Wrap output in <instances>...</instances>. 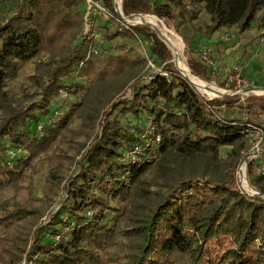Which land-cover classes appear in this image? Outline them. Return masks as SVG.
<instances>
[{
	"label": "trees",
	"instance_id": "obj_1",
	"mask_svg": "<svg viewBox=\"0 0 264 264\" xmlns=\"http://www.w3.org/2000/svg\"><path fill=\"white\" fill-rule=\"evenodd\" d=\"M84 2L19 0L12 13L0 12V156L8 146L25 144L31 150L12 165L0 166V192L32 166L35 154L73 132L70 125L76 117L89 136L79 150L78 173L67 179L61 172L69 153L60 145L64 155L54 159L45 195L51 201L65 187L67 197L52 224H32L24 236L10 238L21 251L16 264H22L25 252L26 264H100L101 257L114 256L110 249L120 236L127 246L125 264H262L264 172H259L257 159L250 160L248 177L262 194L241 187L237 169L250 146L247 120L225 115L221 108L233 106L240 96L210 97L199 90L176 67L172 49L149 24H123L106 35L143 36L167 74L161 70L141 77L146 58L128 52L130 47L105 55L91 51L88 56L91 41L82 34ZM104 2L114 9V0ZM123 10L158 15L187 45L191 40L182 27L194 25L204 10L210 21L195 29L199 42L202 34L210 37L222 27L236 24L245 30L255 19L264 27V0H123ZM32 60L35 87H24L19 96L12 82ZM188 62L199 79H210L211 65L204 58ZM80 64L79 75L89 83L67 82ZM131 81V95L116 99ZM63 89L78 99L51 118L57 106L53 99ZM253 105L264 110L263 100L244 107ZM128 114L146 115L148 130L139 119L125 122L122 117ZM97 123L100 131L92 134ZM138 143L144 147L143 159L125 161L124 151ZM224 147H230L225 155ZM156 165L162 191L142 185L143 176ZM0 204V227L43 214L34 205L10 207L7 198ZM0 264L14 261L1 256Z\"/></svg>",
	"mask_w": 264,
	"mask_h": 264
},
{
	"label": "rangeland",
	"instance_id": "obj_2",
	"mask_svg": "<svg viewBox=\"0 0 264 264\" xmlns=\"http://www.w3.org/2000/svg\"><path fill=\"white\" fill-rule=\"evenodd\" d=\"M16 1L19 0H0V12L10 14L13 12ZM121 2V0H119ZM161 0H154L155 3H159ZM86 3L84 2L82 4V7L85 8ZM154 13H149L147 15H139L142 17H147L152 20L157 21L158 24L165 27L169 32L174 41L179 45L181 48L183 55L185 57V64L187 66V69L192 77L193 82L199 87V85L204 84L199 80V78L193 74L188 59L195 57V58H204L206 63L211 65V68L209 69V75L210 79L207 82H210L208 85H205L199 89L202 90L205 94L213 95L220 93L218 86L224 90H238L236 78L235 77H243L245 80L241 82V88L243 90L250 89L251 86L257 85V86H264V27L260 26L258 21L255 19L250 27L246 29V33L248 34V37L250 39L248 40V43H246L247 48L246 52L251 53L252 57L256 55L254 58V61L252 62H258L260 63V66L258 67L259 70L257 71L253 65H247L246 62L242 61V58L240 57L239 61L234 65L233 63L230 65H226L225 69H219L217 68V65H214L211 62V58L213 55L214 48H212L209 53L207 54L208 57L204 56V50L203 47L210 45V44H201L199 42V34L196 35L195 29H197V26H203L206 22L210 21V14L207 11H202L200 17L198 18L197 22H195L194 25L189 26H183L182 30L188 34L189 39L191 42L187 45L184 38L180 33L175 31L174 27L168 26L163 18H160L158 15V18L152 16ZM139 16L137 18H139ZM156 16V14H155ZM149 19H144L143 21H147ZM136 23H142V21H138ZM85 25V21L83 23ZM94 31L96 32V35L89 34L91 38L88 37V41H91V45H89V49H92V54L100 51L102 55L108 54V53H119L125 51L126 48H129V51L131 54H141L144 55L146 58V66L143 68V72L141 74V77L146 79L147 75H149L151 72L147 62H148V56H151V49L149 47V42L147 39H145L143 36L139 37H116L113 39H109L106 35L107 32L112 31L118 27H121L123 25L122 21L117 18H111V19H102L99 18L96 20ZM85 29V26L83 27ZM238 25L234 24L231 26H226V30H223V35L227 36V41H230L232 43L233 37L231 38V35L238 30ZM241 31V30H240ZM84 34V30L82 32ZM87 36V35H86ZM196 36V37H195ZM198 36V37H197ZM202 39L205 41L206 35H203ZM87 38V37H86ZM192 38V39H191ZM81 39H78V41ZM184 43H183V41ZM125 42L126 45L119 46L120 43ZM200 43V44H199ZM117 45V46H116ZM244 45V44H243ZM172 49V48H171ZM173 50V49H172ZM216 50V49H215ZM241 50H244L242 47ZM174 52V50H173ZM241 52H239V55ZM175 62L179 69L185 73V69L182 67V65L179 63V60L177 56L175 55ZM248 56L246 57L248 59ZM177 59V61H176ZM158 60V59H157ZM158 64H162L158 60ZM83 64H80L78 66V69L76 68V71L73 72V77L66 78L67 82H70L72 79H79L81 81H85L89 83L88 78L82 77L79 75V70L82 67ZM34 66L35 61H29L27 62L24 67L21 69L19 76L17 79H15L12 82L13 92L17 95L21 96L24 87H27L29 89H33L35 86L31 82L30 74L34 72ZM237 66V68H236ZM244 67L243 71L240 70L238 67ZM248 72H247V71ZM201 77V76H200ZM202 79V78H201ZM191 80V81H192ZM204 80V78L202 79ZM133 81L129 82L125 88L119 92V94L116 96V99L118 98H124L129 97L132 93L133 89ZM206 83V82H205ZM215 84L217 87L215 88L213 86ZM240 91V90H238ZM239 92L238 95L240 96L238 100L235 102L233 106H222V112L225 115L228 116H243L251 119L255 122H264V110L259 108L257 105H253L252 108H246L244 105H246L249 102H254L257 100H263L264 101V92H256L253 91L251 94H246V92ZM230 95V96H234ZM218 97H224L220 95H216ZM213 96V97H216ZM212 97V96H210ZM244 97V98H243ZM257 97H262L261 99ZM78 99V96L74 93H71L65 89L61 90L60 93L53 99V103L56 102V107L51 113L49 114L51 118L54 116H59L64 111H67L71 105L72 102H75ZM241 104L243 106H241ZM57 112V113H56ZM56 113V114H55ZM144 116V115H143ZM146 116V115H145ZM137 118L132 114H128V116H123L122 119L125 122L130 123H136L139 119L140 121H143L145 126L142 128L144 131L150 127V124L148 122V119L146 117ZM55 117V118H56ZM0 118H1V112H0ZM54 118V119H55ZM138 120V121H139ZM139 123V122H138ZM85 123H82V120L80 117H76L75 120L71 123L70 127L73 129V132H69L62 140L59 142L55 147H52L50 149H47L45 151H41L34 155L32 160V166L29 168L28 166L24 170V174L19 176L17 179H14L12 183L5 187V189L0 192V200L7 198L10 202V207H13V205L18 204H26L28 206H38L41 209H43V214L38 213L39 216L32 215L26 220H20L16 221L12 224H10L7 227H0V257L4 258L6 261H14V264H16L18 255H20V250L17 249L13 241L10 239L12 237H16L18 239L19 235L24 236V230L30 226V225H36L39 223L43 224H52L54 218L53 216L56 214L57 211H59L60 206L62 204V200L67 197V192L65 190V187H61L58 189V191L53 195V199L50 201L48 198H46L45 195V184L47 181V177L49 176L50 168L52 167L54 163L55 158H61L64 154H61V147L60 145H63L66 149V151L69 153V156L66 157V160L63 165V170L61 172V177L67 179L72 174H77L79 169V163L78 158L80 157L79 150H81L83 147V143L86 142V138H88V132H82L81 129L85 125ZM38 132L41 130H37ZM100 131V125L97 123L95 128L92 130V134L98 133ZM144 131L141 133V135H144ZM42 132V131H41ZM139 132V131H138ZM91 134V135H92ZM89 141V138L87 139V142ZM4 143L6 145H10L11 140L9 138H6L4 140ZM25 145V144H24ZM19 145V146H8L4 150V155L0 156V166H10L14 162L18 161L19 158L23 155H29L31 153V150H29V147ZM71 145H76L77 147H72ZM15 147L20 149L17 156L13 158V162L11 164H7L8 160H6L7 157H9V149ZM86 148V147H85ZM250 148V147H249ZM230 149V147H224L223 153L224 155L227 154V151ZM75 157V158H74ZM8 159V158H7ZM254 159L258 160V163L260 162V165L258 167L259 172H264V143H263V150L260 154H258ZM244 160L240 163L239 166L242 165ZM249 164V162H248ZM241 168L239 167V171ZM237 169V174H238ZM247 176V177H246ZM245 176V168L242 170V178L238 174V181L241 185V187L244 190H248L249 193H255L259 191L251 182L248 177V165H247V173ZM142 185L155 191H162L164 189V186L161 184L160 181L161 178L159 176V170L155 166H152L147 173L143 176ZM253 185H251V184ZM255 189H254V188ZM256 190V191H255ZM113 205L118 207L117 202H112ZM1 205V204H0ZM1 207V206H0ZM63 216V219L66 220L68 218L67 214H61ZM60 226V224H59ZM62 226V225H61ZM60 226V227H61ZM63 229V226L61 227V231ZM66 229H63V231ZM49 234H52L49 232ZM55 239L59 238V233H56L55 236H53ZM123 236H120L119 240H117L113 246L111 247V252H115L114 256L110 257H101L100 264H118L122 263L125 264L126 257L122 255L124 251L127 250V246L124 243ZM32 242V239L30 240V243ZM119 251L117 254L116 252ZM22 264L27 263L26 259V252L24 253V256L22 258ZM264 264V262L262 263Z\"/></svg>",
	"mask_w": 264,
	"mask_h": 264
},
{
	"label": "built area",
	"instance_id": "obj_3",
	"mask_svg": "<svg viewBox=\"0 0 264 264\" xmlns=\"http://www.w3.org/2000/svg\"><path fill=\"white\" fill-rule=\"evenodd\" d=\"M86 6L84 10V21H85V29H84V34L87 35V38H91L88 36L89 34L96 35V32L94 31L96 20L99 18L102 19H111V18H117L122 21L123 24L129 25V24H135L138 22L137 17L139 15L130 13L126 15H121L118 13L117 9L115 8V5L113 3L114 9H112L109 5H107L104 0H85ZM118 3L120 4L121 2L118 0ZM141 22V21H140ZM212 49L211 45H207L203 47L204 50V56L208 57L209 51ZM88 56L90 55L92 49L90 48L88 50ZM151 72H156V71H161L162 66L158 64V61L155 57V55L148 56V62H147ZM162 72L164 74H167L166 71ZM236 78V83L238 90L242 91L241 88V82L242 80L244 81L245 79L243 77H235ZM257 86V85H254ZM253 87V86H251ZM247 90H243L242 92H246ZM253 91L256 92H261L260 89H249L246 94H251ZM244 98V97H243ZM57 113V112H56ZM55 113V114H56ZM245 119L247 120V133L250 138V148L248 149L246 156L244 157V162L242 163L241 170L239 171L238 168V174L242 178V170L243 167H245V173H247V165L248 162L252 159H254L258 154H260L263 150V143H264V122H255L252 121L251 119L247 118L245 116ZM42 127V123L38 125V128L40 129ZM20 151L19 147L15 148L12 147L9 149V157L6 158L8 160L7 164H11L13 162V158L17 156L18 152ZM144 147L138 143L134 145L132 148H128L124 151L123 153V159L125 161H136L137 159L141 158L143 159L144 157ZM264 171V170H263Z\"/></svg>",
	"mask_w": 264,
	"mask_h": 264
},
{
	"label": "crops",
	"instance_id": "obj_4",
	"mask_svg": "<svg viewBox=\"0 0 264 264\" xmlns=\"http://www.w3.org/2000/svg\"><path fill=\"white\" fill-rule=\"evenodd\" d=\"M224 29L226 30V27H222L221 29L217 30L210 37H204L206 38L205 41H203L204 39H201L200 41L201 44H210L212 48H214L211 62L214 65H217L218 70L225 69V66L227 64L230 65L233 63L235 65L237 61L240 62L239 58L243 57L242 55L244 54L242 61L246 62L247 65H253V67H255V69L258 71L260 63H258L257 61L252 62L254 61L256 55L252 57V55H250L252 52H246V43H248V40L250 39V37H248V34L246 33V29L240 31V29L238 28V30H236V32L231 35V38L233 37L232 43L226 40L228 39L227 36L223 35ZM242 47L244 48V50H241ZM239 52H241V55H239ZM248 54L249 57L247 59L246 57L248 56ZM238 68L243 71L244 67L241 66ZM213 86L217 87L215 84H213Z\"/></svg>",
	"mask_w": 264,
	"mask_h": 264
},
{
	"label": "bare ground",
	"instance_id": "obj_5",
	"mask_svg": "<svg viewBox=\"0 0 264 264\" xmlns=\"http://www.w3.org/2000/svg\"><path fill=\"white\" fill-rule=\"evenodd\" d=\"M147 15V14H145ZM144 15V16H145ZM157 17V16H156ZM158 19H160L159 17H157ZM144 19H149L145 22H148L149 24H151L157 31L158 33L166 40V42L170 45V47L174 50L175 52V55L177 56L178 60H179V63L182 65V67L185 69V74L192 80V77L187 69V66L185 64V57L183 55V52L181 50V48L179 47V45L174 41V39L172 38V36L170 35V32L163 26H161L160 24L157 23V21L155 20H152L150 18H147V17H142V16H139V18H137L138 21H143ZM174 61H175V57H174ZM177 61V59H176ZM178 62V61H177ZM176 64V62H175ZM201 82H203L204 84H201L199 85L198 88H201L205 85H208L210 82H207L205 80H202V79H199ZM193 81V80H192ZM206 82V83H205ZM216 88V87H215ZM218 89L220 91V93H217V94H213V95H209V96H216V95H222V94H229V93H233L234 91H231V90H224L222 88H220L218 86ZM201 90V89H200ZM202 91V90H201ZM260 91H263L264 92V88L260 89ZM245 168V167H243ZM245 176H246V173H245ZM247 177V176H246ZM251 184V183H250ZM252 185V184H251ZM253 186V185H252ZM254 188V187H253ZM255 189V188H254ZM256 191V190H255Z\"/></svg>",
	"mask_w": 264,
	"mask_h": 264
},
{
	"label": "water",
	"instance_id": "obj_6",
	"mask_svg": "<svg viewBox=\"0 0 264 264\" xmlns=\"http://www.w3.org/2000/svg\"><path fill=\"white\" fill-rule=\"evenodd\" d=\"M114 5H115V8L117 9V11H118V13H120L121 15H126L125 14V12H124V10H123V0H121V3L119 4L118 3V0H114ZM134 14H137V15H145V14H149V13H143V12H133ZM142 23H145V24H149L148 22H145V21H142ZM149 25H151V24H149ZM152 26V25H151ZM153 27V26H152ZM154 28V27H153ZM155 29V28H154ZM156 30V29H155ZM156 32L158 33V31L156 30ZM158 35L166 42V40L158 33ZM167 43V42H166ZM167 45L170 47V45L167 43ZM171 48V47H170ZM172 52H173V50H172ZM173 54H174V52H173ZM172 61L174 62V64H175V61H174V58L172 59ZM176 65V64H175ZM176 67H177V65H176ZM178 68V67H177ZM179 69V68H178ZM180 70V69H179ZM181 71V70H180ZM186 77H188L183 71H181ZM189 78V77H188ZM190 79V78H189ZM191 80V79H190ZM197 88H198V86L193 82V81H191ZM253 88H255V89H262V88H264V86H253V87H250V89H253ZM199 89V88H198ZM200 90V89H199ZM232 91H234V90H232ZM239 92H241V90L240 91H238V90H236V91H234L233 93H229V94H222L221 96H230V95H234V94H238ZM246 191L248 192V190L246 189ZM250 194H262V192H260V191H257V192H255V193H250Z\"/></svg>",
	"mask_w": 264,
	"mask_h": 264
}]
</instances>
